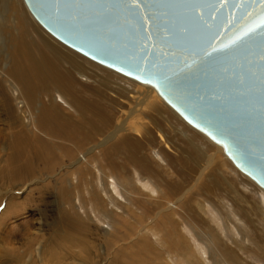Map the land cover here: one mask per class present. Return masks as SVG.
I'll return each mask as SVG.
<instances>
[{
  "label": "rangeland",
  "instance_id": "rangeland-1",
  "mask_svg": "<svg viewBox=\"0 0 264 264\" xmlns=\"http://www.w3.org/2000/svg\"><path fill=\"white\" fill-rule=\"evenodd\" d=\"M12 14L5 13L2 34L7 40L21 32ZM30 39L41 45L36 33ZM62 47L77 56L74 61L52 55L47 60L74 89L71 85L68 93L47 83L35 93L33 108H28L23 85L15 77L10 45L0 52V264H264V191L231 163L219 144L171 112L156 91L144 101L146 84ZM34 48L32 44L30 50ZM76 97L94 103L110 119L109 131L82 149L66 142L74 156L59 159L51 170L35 168L26 177V160L18 153L26 142V128L37 140H47L34 127L42 109L53 99L57 111L74 121ZM95 117L88 111L81 118L104 130ZM117 126L122 130L103 146L102 140ZM122 134L137 139V153L149 171L128 166L125 175L110 172L103 151ZM16 159H23L22 166L12 174ZM147 195L158 196L165 205L157 217V211L146 215ZM98 198L106 202L101 212L108 217L92 202ZM171 205L173 217L165 213Z\"/></svg>",
  "mask_w": 264,
  "mask_h": 264
},
{
  "label": "water",
  "instance_id": "water-1",
  "mask_svg": "<svg viewBox=\"0 0 264 264\" xmlns=\"http://www.w3.org/2000/svg\"><path fill=\"white\" fill-rule=\"evenodd\" d=\"M55 39L148 84L264 189V0H23Z\"/></svg>",
  "mask_w": 264,
  "mask_h": 264
},
{
  "label": "bare ground",
  "instance_id": "bare-ground-1",
  "mask_svg": "<svg viewBox=\"0 0 264 264\" xmlns=\"http://www.w3.org/2000/svg\"><path fill=\"white\" fill-rule=\"evenodd\" d=\"M6 11L9 13L11 12L16 16L17 26L21 28V32L19 35L11 36V38L8 40L2 34L3 29L5 28L4 22H5ZM34 21L37 24L36 23L34 24V22H31L28 19V17L26 16V11L22 7V4L20 3L19 0H0V52L3 51V49H5V45L7 44L10 45L11 53L16 59V62L14 63L15 77L17 78V81L23 85L24 97L26 98L28 108H33L36 105L37 100H36L35 93L43 89L47 83H49L51 87H57L60 89H64L68 93L72 92L71 91L72 81L64 77L61 78L59 76L57 70L50 66V63H49L50 61L48 62L47 55H52L54 57H60V58L61 56H63L64 59H67L69 61H74V59L77 57L72 52L65 50L62 47L64 45L63 43H61L60 41L55 39L52 35H50L35 19ZM44 31L48 33L49 37L45 36ZM32 32L36 33L39 36L41 45H39L36 41L30 39ZM43 35L46 38H44ZM28 37L30 39L29 41H27ZM32 44L35 46L34 51L30 50V46ZM64 46L67 47L66 45ZM76 53L79 54L78 52ZM36 54H40V56L36 58ZM81 56L84 57L83 55ZM85 58L86 57H84V59ZM87 61H91V60L88 59ZM85 62L86 61L82 60V63H85ZM102 67L109 71H112L113 73L126 77L120 73H117L116 71H113L112 69H109L104 66ZM102 73H105L104 75L109 76L108 72H102ZM133 81L137 84L139 83L136 80H133ZM140 84H143V83H140ZM142 86L145 87L146 90L148 91L147 92L148 95H146V98L144 100L146 101L149 98L150 93L155 92L156 90L147 84L142 85ZM78 98L79 97H76L73 102V105L77 109V112L75 115V118L77 119H74V121L72 120V118L67 117V115L64 116L62 113L57 111V106H56V103H54L53 99L50 105H48L47 107L44 106L45 108H43L41 113L39 114V120L38 122L34 123V127H36L40 131H43L44 134H46L48 138L47 140L45 139L42 141L37 140L34 136V133L26 128V142L22 144L23 147L20 146L19 151H18V153L21 154L26 160V177L29 176L30 172L35 173L37 171L44 172L47 170H51L54 166H56L59 159L64 158V157L70 158L74 156L75 151H70L71 148L67 149V146L65 145L66 142L75 143V145H73V147L75 148L74 150L82 149V147L84 148V145H86L87 143L95 139L97 137V134L104 136L105 133L109 131L108 127L110 126V123H111L110 119L106 117L105 115H103V113L99 111L97 107L94 106V103H87L86 101H82L80 100V98L79 99ZM163 102L165 103L164 100ZM166 105L168 104L166 103ZM168 107L170 106L168 105ZM169 109L171 112L174 111L171 107ZM88 111L89 113L93 114V117L95 116L99 117V118L95 117L96 122L100 124V127L101 128L103 127L104 130L95 129L94 126L92 127V125L90 126V125H86L83 123L81 117L82 115H85ZM176 114L178 115V113ZM178 116L180 117V115ZM120 127L117 126L114 131L108 134L102 140L103 144L102 142L101 144L104 146L109 141H111V139L114 138V135L116 136L117 135L116 133L122 130V128ZM133 131L135 132V135H139L134 129ZM202 134L211 143L213 142L207 135H205L204 133ZM38 142H40V145ZM55 144L58 145L59 147L57 148ZM218 146L219 147L217 148L221 149L223 152L222 147L220 145ZM138 148H139V145H138L137 139L136 138L135 140L131 139L130 135H125V134H122L118 137V141L116 142V144L114 143V145H112L110 143L107 149L103 151L104 155L105 154L107 155V156L106 155L104 156L106 158L105 163L107 164L106 166L109 167L110 172L111 173L116 172L119 175L121 174L122 176V175H125L124 169L128 168V166L132 167L135 171H138V170L143 171V172L149 171L145 158L139 156L138 155L139 153H137ZM126 149L129 150L130 152H128L127 155L124 154V158H120V159L113 158L118 153L122 152V150H126ZM87 151L90 153L91 149H88ZM88 155L89 154H87V156ZM89 158L93 159V157H89ZM22 160L23 159H19L20 162H22ZM12 162L14 166L11 170V173L16 174L18 171V168L21 167L22 165H20V162H18L17 159L13 160ZM35 168H37V171L34 170ZM105 176L107 175L105 174ZM247 178L250 179L249 177ZM250 181L252 180L250 179ZM254 184L257 187H259L256 183ZM141 186L145 189H148V185L145 183H143ZM259 188L262 189L261 187ZM134 189L136 188L134 187ZM262 190L264 191V189ZM149 191L153 193L152 188L149 189ZM261 195L264 196L263 193H261ZM146 198H148L147 203L149 204V206L145 208L146 215L155 213V211H157L154 216V217H157L159 215V212L163 211L162 208L165 205L162 204L158 196L152 199L149 195H147ZM166 198H167L166 204H169L170 202L169 199L171 198L170 196ZM108 201L114 206L113 204L114 201L112 197H108ZM92 202H97L99 206L98 207L99 212L104 217H108L101 212V210H105V206H106V202L102 198H98L96 199V201L92 200ZM140 205L142 204L140 203ZM171 207L172 205L167 206L165 213L169 215L170 217H173L174 212ZM148 232L152 236L155 235V233L152 231H147V233Z\"/></svg>",
  "mask_w": 264,
  "mask_h": 264
},
{
  "label": "snow or ice",
  "instance_id": "snow-or-ice-1",
  "mask_svg": "<svg viewBox=\"0 0 264 264\" xmlns=\"http://www.w3.org/2000/svg\"><path fill=\"white\" fill-rule=\"evenodd\" d=\"M132 3H135V0H131Z\"/></svg>",
  "mask_w": 264,
  "mask_h": 264
}]
</instances>
